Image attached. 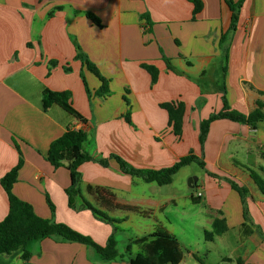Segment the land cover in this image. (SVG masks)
Here are the masks:
<instances>
[{
    "label": "crops",
    "instance_id": "obj_1",
    "mask_svg": "<svg viewBox=\"0 0 264 264\" xmlns=\"http://www.w3.org/2000/svg\"><path fill=\"white\" fill-rule=\"evenodd\" d=\"M200 1L202 7L193 15L187 0H0V179L21 156L12 193L37 216L63 223L100 246L114 233L123 252L132 240L162 229L181 249L167 217L173 212L180 224L203 235L212 231L216 219L226 226L200 250L186 251L178 264H264V195L250 177L254 172L264 180V121L251 128L214 120L202 147L198 141L201 120L222 108L217 44L230 22L223 0ZM145 14L148 21L142 18ZM77 46L106 80L107 95H97L102 83L76 58ZM144 66L155 68L154 81ZM224 82L231 109L249 114L260 102L264 110V0L242 5ZM44 89L68 91L71 106L86 122L57 105L43 112ZM164 103L182 106L179 135L168 123ZM67 128L86 132L84 152L108 159L105 167L92 161L78 167L81 197L75 200L76 209L67 204L68 171L45 159L50 143ZM191 153L217 177L200 169L190 177L196 181L187 192L169 196L161 193L162 186L124 174L111 158L118 156L135 169L159 170ZM189 165L169 185L180 182ZM222 178L247 190L246 221L238 193ZM199 191L201 197L195 198ZM82 200L113 223L80 208ZM187 205L189 214L182 211ZM8 209L0 185V221ZM25 249L32 264H129L141 246L132 245L130 257L116 262L57 237L32 240ZM21 255V249L0 255V264H23Z\"/></svg>",
    "mask_w": 264,
    "mask_h": 264
},
{
    "label": "trees",
    "instance_id": "obj_2",
    "mask_svg": "<svg viewBox=\"0 0 264 264\" xmlns=\"http://www.w3.org/2000/svg\"><path fill=\"white\" fill-rule=\"evenodd\" d=\"M193 5L192 14H197L202 5L200 0H187ZM230 11V22L228 28L221 34L217 48L219 50L220 58V80L217 82L218 92L221 94L222 108L219 112L209 115L206 119L201 120L199 124V136L198 141L200 146H203L205 141L209 125L214 120L227 119L232 122L245 124L251 128H255L257 123L264 121V110L260 102H257V108L249 114H242L238 111L231 109L225 98V74L227 70L228 61V50L231 41V37L236 30L237 23L239 20V14L242 5L245 0H223ZM95 24L99 25L98 20L91 14H86ZM143 19L148 21V15L142 16ZM162 54V51H161ZM77 59L83 60L86 68L91 71L101 81L102 85L97 90V95H107V82L102 78L95 67L85 59L84 55L80 52V48L77 46ZM162 60L166 64L167 68H171L170 61L162 55ZM51 61L50 64H54ZM144 68L151 75L152 80L156 78L157 71L152 66H144ZM69 71L68 68H66ZM84 86L86 83L84 77L81 75ZM88 94V89L86 87ZM70 93L68 91L54 92L48 89L42 91L41 110H46L52 106L57 105L62 110L67 112L76 120L85 123L86 120L71 106L70 104ZM176 105V104H175ZM161 107L167 111L168 123L172 126L173 132L176 135L180 133L181 117H182V106L178 104L174 106V103H164ZM87 140V134L85 131L80 129L67 128L65 132L57 139L53 140L48 148L46 154V161L53 167H64L70 177V185L65 189L67 196V204L71 209H76L75 200L81 197L79 183L80 174L78 167L85 162H96L101 166L105 167L108 164V159H96L93 156L83 151V144ZM112 159L118 164L120 170L132 178L140 179L145 183H155L158 186L169 185L173 176L182 168L191 163H195L204 173L209 177H217L215 174L208 172L205 169V163L199 160L192 153L181 157L172 166L159 169V170H140L130 166L127 162L118 156H111ZM23 160L21 156L18 158L17 164L11 168L1 179L0 185L5 191L9 209L5 218L0 221V255H11L17 250H22L21 260L23 264L30 263V253L25 249L28 242L41 238H60L65 242H75L87 247H90L96 254H98L103 261L116 262L122 260L125 256H130L131 246H141V251L134 257L130 258L129 264H178L183 259L179 243L176 238L165 230L157 229L152 233L145 235L140 238H136L129 242L123 252L118 248L117 240L115 239L114 233L111 234L105 245L100 246L96 244L91 238L84 236L63 223L54 222L52 219L41 218L37 216L33 210V207L17 198L12 193L13 184L17 181L18 172L21 169ZM250 177L259 188L260 192L264 195V180H262L256 173L250 172ZM226 181L230 188L236 191L241 199L243 205V216L246 221V212L244 209L245 198L247 190L244 187L239 186L234 181L222 178ZM193 202L197 203V199L191 198ZM47 205L50 209L51 214L54 212V206L46 198ZM80 208L89 210L96 218L113 223V220L108 218L104 213L94 208L91 204L82 200ZM128 210H136V208H127ZM115 222V221H114ZM244 229V224L242 226ZM226 231V226L222 220H214L212 224V231H204L205 240H212L214 235H220Z\"/></svg>",
    "mask_w": 264,
    "mask_h": 264
},
{
    "label": "rangeland",
    "instance_id": "obj_3",
    "mask_svg": "<svg viewBox=\"0 0 264 264\" xmlns=\"http://www.w3.org/2000/svg\"><path fill=\"white\" fill-rule=\"evenodd\" d=\"M200 168L195 164V163H191L186 171V173L184 175H182V177L180 178V182L179 181H175V183L173 185H166V186H162L161 189V193L163 195L169 196V195H173L174 193L176 195H181L185 192H187L188 190L186 189V187L188 186V180L190 179V177L192 175H195V173H200ZM154 186H158V185H154ZM182 207V206H181ZM180 207V208H181ZM190 207L189 205H187V207H183L182 211L186 212L187 214L190 213V211H188L186 208ZM197 207H193L192 210H197ZM168 220L171 222V226H174L176 228L175 230V235H177V239L180 242V246H181V252L182 255L186 254L188 250L190 249H201L203 246H206V241L203 235V231L200 229H195L194 227L192 228L189 225L184 224H180L179 221L177 220V216L175 213H168L167 214ZM180 228H186V230L181 231ZM116 239V237H115ZM117 240V239H116ZM122 243L118 244V248L119 250L122 252V247H121ZM131 254V251H130ZM127 258H129L130 256H125ZM189 262H194V261H189Z\"/></svg>",
    "mask_w": 264,
    "mask_h": 264
},
{
    "label": "water",
    "instance_id": "obj_4",
    "mask_svg": "<svg viewBox=\"0 0 264 264\" xmlns=\"http://www.w3.org/2000/svg\"><path fill=\"white\" fill-rule=\"evenodd\" d=\"M195 181H196V178L189 179L188 180V186L192 187V184L195 183Z\"/></svg>",
    "mask_w": 264,
    "mask_h": 264
},
{
    "label": "built area",
    "instance_id": "obj_5",
    "mask_svg": "<svg viewBox=\"0 0 264 264\" xmlns=\"http://www.w3.org/2000/svg\"><path fill=\"white\" fill-rule=\"evenodd\" d=\"M195 198H200L201 197V192H196V194L194 195Z\"/></svg>",
    "mask_w": 264,
    "mask_h": 264
}]
</instances>
